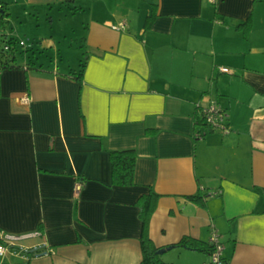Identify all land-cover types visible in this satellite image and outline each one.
Masks as SVG:
<instances>
[{"label": "crops", "instance_id": "crops-1", "mask_svg": "<svg viewBox=\"0 0 264 264\" xmlns=\"http://www.w3.org/2000/svg\"><path fill=\"white\" fill-rule=\"evenodd\" d=\"M0 2L8 21L15 8L75 20L42 41L52 61L0 74V232L39 234L18 244L29 257L12 248L0 264H142L151 193L158 249L210 248L217 232L228 264H264V0ZM77 36L81 79L59 46ZM212 103L226 135L201 123ZM131 149L135 185L115 186L110 153ZM209 248L162 256L209 264Z\"/></svg>", "mask_w": 264, "mask_h": 264}, {"label": "trees", "instance_id": "trees-1", "mask_svg": "<svg viewBox=\"0 0 264 264\" xmlns=\"http://www.w3.org/2000/svg\"><path fill=\"white\" fill-rule=\"evenodd\" d=\"M0 9V41L8 42L11 45V49L6 51L0 48V74L2 71L16 68L19 63H17L16 55V45L17 41L14 38H10L8 31L6 29V23L8 22L9 12L6 5H2ZM245 24H242L243 26ZM81 69L76 74L79 79L82 78L85 63H82ZM74 74V75H75ZM112 167H113V185L130 187L135 185V171H136V161L137 153L135 150H122V151H112L110 153ZM156 194L151 193L150 195H144L138 202L140 207V219L143 223V235H142V249H143V262L142 264H172L165 262L162 254H159L161 250L158 249L154 244L148 234L150 219L155 211V201L154 198ZM175 248H185V249H201L202 251H208L209 247H204L203 244L196 242L195 240L184 239L179 244L166 248V250H172ZM210 247V253H211Z\"/></svg>", "mask_w": 264, "mask_h": 264}, {"label": "rangeland", "instance_id": "rangeland-1", "mask_svg": "<svg viewBox=\"0 0 264 264\" xmlns=\"http://www.w3.org/2000/svg\"><path fill=\"white\" fill-rule=\"evenodd\" d=\"M28 14L25 10H19L15 8V12L11 9V16L6 23V29L10 33H14L22 37L21 43L17 40L16 55L18 63L22 64L27 61L29 64H37L38 61L43 62L52 61L54 57L53 50L45 49L41 46L44 39H51L54 35V40H58L57 35L61 33V30L70 23H75L73 19H60L55 18V23L52 22V17L55 15L50 14L49 11L44 10L37 15V12L28 8ZM35 15V16H33ZM18 33V34H17ZM10 38H13L10 36ZM75 42L70 40L69 42L60 41L61 56L66 58V65L72 67L71 69H81L79 65H82L86 59L84 55L83 40L81 37H74ZM58 42V41H57ZM61 44V45H60Z\"/></svg>", "mask_w": 264, "mask_h": 264}, {"label": "built area", "instance_id": "built-area-1", "mask_svg": "<svg viewBox=\"0 0 264 264\" xmlns=\"http://www.w3.org/2000/svg\"><path fill=\"white\" fill-rule=\"evenodd\" d=\"M2 6L0 5V9ZM115 31H125L128 28V22L126 20L111 26ZM1 37V32H0ZM0 48L8 51L11 49V45L8 42L0 41ZM221 72L229 73L226 68H221ZM24 103L29 102V98L23 99ZM199 117L201 123L207 126L213 132H219L221 134H228L230 132L229 115L228 113L217 103H212L208 106H201L198 108ZM204 134L198 133L197 137L202 139ZM215 195L213 193L211 196ZM38 233H31L27 235H10L0 232V262L7 256L9 251L13 248L16 254H20L24 258H27L31 254V249L18 244L21 241L34 238L38 236ZM211 261L209 264H228L223 256L224 243L221 240L220 235L214 232L211 238ZM37 252V251H36ZM35 253V252H34ZM37 254V253H35ZM38 256V255H37Z\"/></svg>", "mask_w": 264, "mask_h": 264}, {"label": "water", "instance_id": "water-1", "mask_svg": "<svg viewBox=\"0 0 264 264\" xmlns=\"http://www.w3.org/2000/svg\"><path fill=\"white\" fill-rule=\"evenodd\" d=\"M167 252V250L165 249V250H161L160 252H159V254H164V253H166Z\"/></svg>", "mask_w": 264, "mask_h": 264}, {"label": "bare ground", "instance_id": "bare-ground-1", "mask_svg": "<svg viewBox=\"0 0 264 264\" xmlns=\"http://www.w3.org/2000/svg\"><path fill=\"white\" fill-rule=\"evenodd\" d=\"M24 245V244H23ZM5 260V258L3 259V261Z\"/></svg>", "mask_w": 264, "mask_h": 264}]
</instances>
